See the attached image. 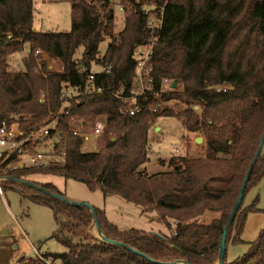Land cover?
I'll list each match as a JSON object with an SVG mask.
<instances>
[{
	"label": "trees",
	"instance_id": "trees-1",
	"mask_svg": "<svg viewBox=\"0 0 264 264\" xmlns=\"http://www.w3.org/2000/svg\"><path fill=\"white\" fill-rule=\"evenodd\" d=\"M70 1L69 32H36L34 0H0V126L18 125L24 136L48 128L46 142L30 153L37 149L50 161L39 168L8 170L17 156L2 154L1 175L67 197L52 183L30 179L60 175L157 214L168 232L159 237L140 229L123 231L106 210L95 208L103 234L142 256L91 236L94 217L87 207L29 185H4L17 186L23 197L53 210L59 228L51 238L68 249L48 252L55 264H161L175 259L216 264L224 229L264 135V0ZM116 3L127 12L119 32ZM152 43V83L145 94L134 95L138 50ZM23 51L24 67L16 69L10 61ZM45 55L50 59L39 64ZM51 60L55 69H50ZM165 81L171 82L168 89ZM65 89L72 97L63 101ZM171 101L180 110L158 109ZM131 110L139 111L130 116ZM160 117H175L188 133L202 136L205 155L173 157L167 171L141 170L150 161V134ZM100 122L105 127L94 137L97 150L85 152L86 137ZM262 181L263 152L229 229L227 251L230 244L244 242L249 214L261 211L258 197L250 206L245 199ZM207 212L218 215L210 223L200 222ZM18 264L42 263L24 258ZM225 264H264V228L242 256L229 261L226 252Z\"/></svg>",
	"mask_w": 264,
	"mask_h": 264
},
{
	"label": "rangeland",
	"instance_id": "rangeland-1",
	"mask_svg": "<svg viewBox=\"0 0 264 264\" xmlns=\"http://www.w3.org/2000/svg\"><path fill=\"white\" fill-rule=\"evenodd\" d=\"M150 9L152 8L145 7L146 11ZM115 11L116 32H119L124 27V17L127 12L122 11L117 3ZM34 16V31L36 32H69L72 29L70 0H34ZM106 44H102V50H105ZM143 48L145 47L138 50L139 59L141 58L140 51L142 50L143 53L146 51ZM25 57L26 51H23L16 54L10 62L14 68L22 69ZM41 60H39V64H41ZM50 64L54 69L57 67L53 60L50 61ZM147 82L148 78L145 80V84ZM170 83V81L164 82L167 89L170 87ZM181 107L177 102L171 101L160 103L158 109L180 110ZM156 126L150 134L152 150L150 161L141 167V170H146L149 174L167 171L168 163L173 157L202 158L205 155V144H197L194 140L196 136H202L188 133L179 119L160 117ZM96 150L97 141L94 136H91L84 145V151L94 152ZM262 152L264 154V148ZM160 161H165L167 164L163 166ZM35 178L53 183L66 194L67 198H77L82 200L81 202L95 204L94 206L103 208L106 210L108 218L123 231L140 229L147 232L153 229V232L156 233L168 232L157 214L145 213L141 207L129 203L119 196H107L104 200L100 192H91L84 184L73 180L66 181L64 177L57 174H42ZM3 191V195L0 194V264H18L24 258H33L36 250L52 254L68 252V249L59 241L51 238L53 233L58 230L59 225L56 223L54 212L50 207L36 204L29 197H23L15 185L9 183L4 185L3 183ZM257 197L259 198L257 207L261 211L249 214L242 234L244 242L228 246L227 259L229 261L245 254L250 244L257 239L260 231L264 228V181L248 192L245 206H250ZM217 215V213L207 212L200 218V222L210 223ZM88 233L91 236L96 233L94 223L88 229Z\"/></svg>",
	"mask_w": 264,
	"mask_h": 264
},
{
	"label": "built area",
	"instance_id": "built-area-1",
	"mask_svg": "<svg viewBox=\"0 0 264 264\" xmlns=\"http://www.w3.org/2000/svg\"><path fill=\"white\" fill-rule=\"evenodd\" d=\"M153 23V22H151ZM154 47V43H152L149 46H145L144 49L146 51L143 53L141 50V58L138 61L137 65V76L135 79V88L132 91L134 95H143L146 93V90L149 88L151 85L152 81L151 79H148V84H145V80L149 77L151 73V53ZM41 51L37 50L36 55H41ZM43 59V58H42ZM49 58L48 55H45L44 61H47ZM41 60V61H43ZM50 69H54L53 65L50 64ZM93 78V76H92ZM72 93L71 90L65 89L62 93L61 100L66 101L71 99ZM67 111L66 113H69L70 111V106L67 105ZM139 110H131L127 113H129L130 116H134L135 113H137ZM17 125H12L8 126L7 124H3L0 126V156L2 154H9V155H16L17 159L12 161L7 169L8 170H17L20 167V163L22 161L20 159L24 158L27 161L28 166L27 167H43L47 166L50 164V161L48 158L45 156L43 152H37L38 150L35 149L34 153H30L32 149L35 148L37 143L40 142H46L48 136H49V129L48 128H43L40 131H36L33 133H30L27 136H24L23 132L20 131L19 127L17 128ZM105 127L104 122H100L93 133L91 135H88L86 139H88L90 136L97 137L101 134ZM150 149V155L151 153ZM6 180L5 177L1 175L0 171V194H2L3 191V185L2 183ZM33 259L41 262L42 264H55L53 259L48 256V252L46 251H40L36 250L35 254L33 256Z\"/></svg>",
	"mask_w": 264,
	"mask_h": 264
},
{
	"label": "water",
	"instance_id": "water-1",
	"mask_svg": "<svg viewBox=\"0 0 264 264\" xmlns=\"http://www.w3.org/2000/svg\"><path fill=\"white\" fill-rule=\"evenodd\" d=\"M177 84V81H175L172 85V88H174ZM196 110H198L199 108L198 107H195ZM157 130H160V128H157ZM196 140V143L197 144H200L203 142V138L202 137H198L195 139ZM263 147H264V135L260 141V144H259V147H258V150L255 154V157H254V160L250 166V169L246 175V178L242 184V187H241V190H240V193H239V196L237 198V201L233 207V210L229 216V219H228V222H227V225L224 229V232H223V235H222V239H221V244H220V251H219V258H218V261L216 262V264H225V258H226V252H227V237H228V232H229V229L231 227V225L233 224L235 218H236V215L238 213V210L240 208V206L242 205V202H243V199H244V195H245V190H246V187H247V184H248V181H249V178H250V175L252 173V170H253V167L254 165L256 164L262 150H263ZM10 180H13V181H16L18 183H21V184H25V185H29L37 190H40L42 192H44L45 194L47 195H50L62 202H65V203H70V204H73L75 206H84V207H87L93 214V217H94V224L96 225V228L100 234V238L99 240L103 241V242H106V243H109V244H113V245H116V246H119V247H122V248H125L127 250H130L136 254H139V255H142L144 256V254H142L141 252L137 251L136 249L126 245V244H123V243H120V242H117V241H114L112 239H109L107 238L103 232H102V229H101V226H100V223H99V219H98V216L96 214V211H95V208L88 204V203H85V202H77V201H72L70 199H68L67 197L61 195V194H56V193H52L50 192L48 189L46 188H43L41 186H38L32 182H27V181H22V180H16V179H13V178H10ZM152 234L154 235H157L159 237H163L161 236L159 233H156V232H152ZM161 264H178V263H175V262H169V263H161ZM180 264H191L190 262H188L187 260H183Z\"/></svg>",
	"mask_w": 264,
	"mask_h": 264
},
{
	"label": "crops",
	"instance_id": "crops-1",
	"mask_svg": "<svg viewBox=\"0 0 264 264\" xmlns=\"http://www.w3.org/2000/svg\"><path fill=\"white\" fill-rule=\"evenodd\" d=\"M18 126V125H17ZM18 128V127H17ZM196 138H198L197 136L194 138V140L196 139ZM203 138V137H202ZM202 143H204V138H203V142ZM21 161H22V163H20V167L21 168H23V167H27L28 166V164H27V161L24 159V158H22V159H20ZM36 176H40V175H36ZM34 177L35 176H32V177H30V179H31V181H35V182H37V183H42V184H45V183H48V182H44V181H40V180H37L36 178L34 179ZM6 178V180L5 181H11V182H15V183H18V182H16V181H13V180H10V178L9 177H5ZM4 181V182H5ZM53 184V183H52ZM96 192H100L101 194H102V192L101 191H96ZM4 193V192H3ZM3 193H2V195H3ZM103 195V194H102ZM69 198V197H68ZM103 198H104V200H105V198H107V197H104V195H103ZM70 200H72V201H77V202H81L82 200H80V199H77V198H69ZM91 203V202H90ZM93 205V207L94 208H99L98 206H94L95 204H92ZM95 225V224H94ZM160 229H162V228H160ZM95 231H96V233H94V235H93V237L94 238H96V239H99L100 238V234H99V232H98V230H97V228H96V225H95ZM153 232V229H150L149 231H147V233H150V234H152V232ZM156 231V230H155ZM159 231H161V230H159ZM183 260L182 259H175V260H173L172 262H175V263H178V264H180L181 262H182Z\"/></svg>",
	"mask_w": 264,
	"mask_h": 264
}]
</instances>
